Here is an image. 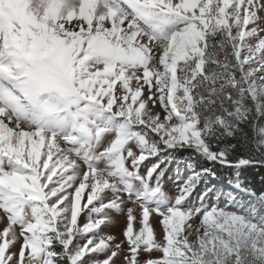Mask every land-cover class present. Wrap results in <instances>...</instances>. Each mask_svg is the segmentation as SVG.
<instances>
[{
  "label": "snow or ice",
  "instance_id": "obj_1",
  "mask_svg": "<svg viewBox=\"0 0 264 264\" xmlns=\"http://www.w3.org/2000/svg\"><path fill=\"white\" fill-rule=\"evenodd\" d=\"M260 169L264 0H0V264H264Z\"/></svg>",
  "mask_w": 264,
  "mask_h": 264
},
{
  "label": "trees",
  "instance_id": "obj_2",
  "mask_svg": "<svg viewBox=\"0 0 264 264\" xmlns=\"http://www.w3.org/2000/svg\"><path fill=\"white\" fill-rule=\"evenodd\" d=\"M249 178L251 179L252 184L259 189L264 186V169H260L259 171H250Z\"/></svg>",
  "mask_w": 264,
  "mask_h": 264
},
{
  "label": "rangeland",
  "instance_id": "obj_3",
  "mask_svg": "<svg viewBox=\"0 0 264 264\" xmlns=\"http://www.w3.org/2000/svg\"><path fill=\"white\" fill-rule=\"evenodd\" d=\"M175 172V166L173 165L171 171L168 173L169 176H173ZM168 183H171V180L168 181Z\"/></svg>",
  "mask_w": 264,
  "mask_h": 264
}]
</instances>
